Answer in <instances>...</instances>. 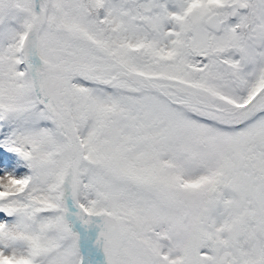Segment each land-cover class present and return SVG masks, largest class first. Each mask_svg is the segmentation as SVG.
<instances>
[{"label": "snow or ice", "instance_id": "1", "mask_svg": "<svg viewBox=\"0 0 264 264\" xmlns=\"http://www.w3.org/2000/svg\"><path fill=\"white\" fill-rule=\"evenodd\" d=\"M0 264H264V0H0Z\"/></svg>", "mask_w": 264, "mask_h": 264}]
</instances>
